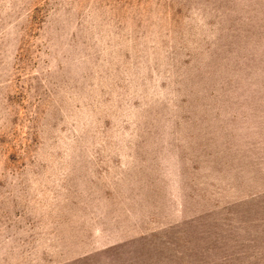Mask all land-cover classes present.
I'll use <instances>...</instances> for the list:
<instances>
[{
    "label": "rangeland",
    "instance_id": "rangeland-1",
    "mask_svg": "<svg viewBox=\"0 0 264 264\" xmlns=\"http://www.w3.org/2000/svg\"><path fill=\"white\" fill-rule=\"evenodd\" d=\"M0 264H264V0H0Z\"/></svg>",
    "mask_w": 264,
    "mask_h": 264
}]
</instances>
